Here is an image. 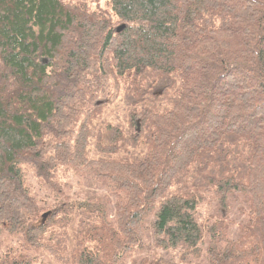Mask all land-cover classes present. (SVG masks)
<instances>
[{"label":"trees","instance_id":"1","mask_svg":"<svg viewBox=\"0 0 264 264\" xmlns=\"http://www.w3.org/2000/svg\"><path fill=\"white\" fill-rule=\"evenodd\" d=\"M93 1L0 0V264H119L150 244L264 264V0ZM64 167L125 196L113 219L102 197L65 199Z\"/></svg>","mask_w":264,"mask_h":264},{"label":"rangeland","instance_id":"2","mask_svg":"<svg viewBox=\"0 0 264 264\" xmlns=\"http://www.w3.org/2000/svg\"><path fill=\"white\" fill-rule=\"evenodd\" d=\"M107 2L108 0L93 1L91 5L106 8ZM21 169L27 188L39 200L41 206L47 208L48 204L53 202L55 197V194L50 189L51 183L42 179L37 169L28 163L21 164ZM53 179L68 201H82L92 197L104 198L105 208L110 219H113L111 215L115 213L116 205L125 199L123 194L118 195V193L108 191L106 189L107 183L104 179L82 170L75 171L71 168H60ZM228 203L230 204L228 222L232 229H236L244 216L239 212L237 207L235 208L233 204L231 205L232 198H228ZM210 213H217L214 201L203 199L199 204V214L204 223L207 221ZM10 242L14 243L15 241L10 240L8 235L0 233V249ZM204 248L205 246L201 245V251L198 252L199 256L197 255L198 253L183 256L184 252L181 247L162 249L161 247H153L150 244L140 248L141 250L138 249V251L129 253L119 264H138L142 256L150 257L154 264H198V262L203 263L204 261ZM42 255H44V262L42 264H57L53 258L47 257L45 254Z\"/></svg>","mask_w":264,"mask_h":264}]
</instances>
